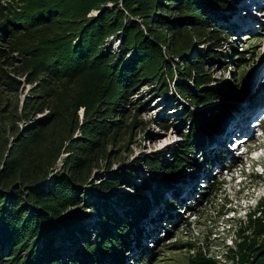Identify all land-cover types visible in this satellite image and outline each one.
Returning a JSON list of instances; mask_svg holds the SVG:
<instances>
[{"label": "trees", "instance_id": "obj_1", "mask_svg": "<svg viewBox=\"0 0 264 264\" xmlns=\"http://www.w3.org/2000/svg\"><path fill=\"white\" fill-rule=\"evenodd\" d=\"M9 1L17 2V10L3 4ZM233 7L226 0H0V102L17 101L16 77L27 75L29 83L38 85L36 98L29 104L25 100L23 109L46 113L15 129L28 111L20 116L17 104L14 111L0 104V264H145L150 248L140 240L148 227L140 219L149 216L148 201L126 192L112 206L105 197L124 184L135 190L129 176L137 173L124 165L113 176L97 178L96 172L89 179L100 167H111L112 148L117 146L114 156L119 154L117 144L139 123L137 107H131L132 123L122 124L120 118L129 114V96L143 83H155L154 94L172 90L202 108L179 131L171 159L135 161L162 181L190 163L189 154L204 138L201 127L216 132L225 127L232 107L226 100L243 96L232 81L211 85L215 80L209 71L227 58L218 47L230 37L217 23L225 17L217 15ZM114 36L120 40L115 50L108 41ZM195 44L205 48L187 58ZM84 76L93 81L90 89L83 86ZM61 151L67 155L57 166ZM51 175L49 187L43 188ZM216 182L210 184L214 192ZM86 183L89 188L82 189ZM169 185L160 182L155 192ZM209 194L200 192L198 203ZM87 208L97 218L91 226L82 221ZM253 230L262 237L254 252L264 256V222L254 223ZM150 241L148 235L146 243ZM263 256L249 264H264Z\"/></svg>", "mask_w": 264, "mask_h": 264}, {"label": "rangeland", "instance_id": "obj_2", "mask_svg": "<svg viewBox=\"0 0 264 264\" xmlns=\"http://www.w3.org/2000/svg\"><path fill=\"white\" fill-rule=\"evenodd\" d=\"M226 1L234 7L223 11L224 15L220 10L217 16L225 18L222 19L223 22L218 20L217 23L228 31L230 37L218 47V51L227 58L220 59V62L224 60L223 65L210 69V75L215 80L211 85L232 81L237 83L236 93L242 94L243 97L226 100L227 105L232 107L225 116V127H221L222 124L217 132L201 127L204 138L201 142L199 140L197 151L187 155L190 163H186L187 166L164 180L170 184L168 187L155 192L157 184L164 181L160 176H155L146 165L135 161L144 157L152 160L161 156L166 160L171 159L169 152L176 142L181 140L179 131L187 128L191 120L194 122L193 115L196 116L202 108L191 105L187 98L178 97L172 90H168L163 96L154 94L156 84L143 83L136 95L133 93L129 96L132 97V105L127 106V110L130 109L129 114L120 118L122 124L132 123L134 110L131 107H137L139 110L136 111V122L139 123L131 128V135L126 141L117 144L121 146L119 154L114 156V150L118 147L112 148L109 158L112 160V166L107 170L105 167L97 170V178L113 176L125 167L137 173L136 177L129 176V182L136 186L135 190L124 184L113 188L105 197L110 199L112 206L115 197L126 192L135 198L148 201L149 216L140 219V225L148 227V230H145L146 236L140 240L141 244L150 248L145 264H249L250 260L261 261L263 256V252H254L262 237L253 227L254 223L264 222V204L257 209L258 203L264 200V105L257 104L259 90L264 88V0ZM3 4L17 10V2L9 1ZM258 9L261 10L260 14L256 11ZM108 41L113 50L119 47L118 37H110ZM199 47L205 48L195 44L187 58ZM240 53L241 60L237 57ZM181 60L177 63H181ZM239 65L242 67L238 68ZM16 79L19 82L18 91L14 93L17 101L9 102L7 98H2L0 104H7V109L12 108L13 111L14 105L17 104L16 113L21 116V112L28 111L23 109V102L26 100L29 104L36 98L37 83H29L32 77L27 75L18 76ZM173 79L175 81V75ZM81 81L84 87L90 89L93 81L89 76H84ZM166 82L171 86V81L167 79ZM260 84L262 85L258 86ZM139 102L143 103L138 106ZM241 104L243 109L249 110L245 117L238 115ZM189 111L191 115L186 118ZM82 112L83 108H79L80 120ZM28 113L23 116L25 120L21 118L13 125L15 129L16 126L21 128L24 122L33 120L35 116L38 119L46 115L45 111L40 113L38 110L32 114L30 111ZM3 117L7 119L6 116ZM162 122L167 124L166 128L159 125ZM235 125L250 129L249 133L238 131V128L232 132H239L232 134L235 139L243 134L247 136L244 147L251 153L244 157L246 160L232 152L229 144L224 145L222 141L227 138L232 141V135L227 133H230ZM123 127L122 130H125ZM10 132L8 135L11 139ZM77 136L78 133L74 135ZM66 155L64 151L59 154L57 162L60 165ZM94 175L89 180H94ZM215 178L217 182L214 188H218L216 192L210 188ZM50 181L43 183L42 187L48 188ZM147 185L149 188H145ZM89 186L86 183L82 189L87 190ZM204 191H209L210 194L205 196L202 203H198L197 197ZM169 201H173L171 206L167 205ZM115 209L120 210L118 207ZM85 212V215L82 214V221H85L86 226L93 225L97 219L95 212L88 208ZM182 219H186L187 224H180ZM152 221H156V226ZM239 227L241 229H238ZM166 230H169L168 234ZM148 235L151 241L146 243ZM137 250L135 245L131 248L132 253ZM126 263H130V259L126 260Z\"/></svg>", "mask_w": 264, "mask_h": 264}, {"label": "bare ground", "instance_id": "obj_3", "mask_svg": "<svg viewBox=\"0 0 264 264\" xmlns=\"http://www.w3.org/2000/svg\"><path fill=\"white\" fill-rule=\"evenodd\" d=\"M252 4H253V3H252ZM248 6H249V5H248ZM232 9H233V8H232ZM243 9H244V8H243ZM244 12H245V11H244ZM249 15H250V14H249ZM263 59H264V58H263ZM262 62H264V60H262ZM256 80H257V79H256ZM259 82H260V81H259ZM261 85H262V84H260V85H258V86H261ZM254 88L257 89V87H255V85H254ZM263 89H264V88L260 89V90H259V92H260V93H259V96L257 95V96L259 97V98H258V102H257V104L260 105V106H261V105H262V106L264 105V93H263L264 90H263ZM257 90H258V89H257ZM236 128H238V131H241V132H247V133H249V130H250L249 128H248V130H246L245 127H240L239 125H237V126L235 125V126H234V129H233L232 131H230V133H228V134H230V135H232V134H233V135L238 134L239 132L232 133V132H234V131L236 130ZM233 135H232V136H233ZM244 142H245V141H243V144H244Z\"/></svg>", "mask_w": 264, "mask_h": 264}, {"label": "water", "instance_id": "obj_4", "mask_svg": "<svg viewBox=\"0 0 264 264\" xmlns=\"http://www.w3.org/2000/svg\"><path fill=\"white\" fill-rule=\"evenodd\" d=\"M57 166H60V164L57 162ZM112 166V165H111ZM97 172V170H95L93 173H92V175H94L95 173ZM91 175V176H92ZM52 177V175L51 176H49L44 182H47L50 178Z\"/></svg>", "mask_w": 264, "mask_h": 264}]
</instances>
